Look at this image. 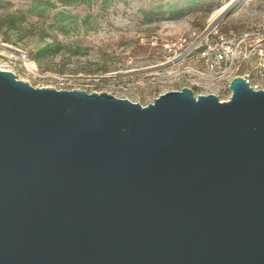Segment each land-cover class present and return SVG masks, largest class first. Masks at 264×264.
<instances>
[{"label":"water","instance_id":"95a60500","mask_svg":"<svg viewBox=\"0 0 264 264\" xmlns=\"http://www.w3.org/2000/svg\"><path fill=\"white\" fill-rule=\"evenodd\" d=\"M229 90L142 106L0 70V264H264V89Z\"/></svg>","mask_w":264,"mask_h":264},{"label":"rangeland","instance_id":"374dc122","mask_svg":"<svg viewBox=\"0 0 264 264\" xmlns=\"http://www.w3.org/2000/svg\"><path fill=\"white\" fill-rule=\"evenodd\" d=\"M223 7L215 20L224 28L264 27V0H0V69L33 87L146 106L173 84L156 67L164 40L215 21Z\"/></svg>","mask_w":264,"mask_h":264},{"label":"built area","instance_id":"2783aa9c","mask_svg":"<svg viewBox=\"0 0 264 264\" xmlns=\"http://www.w3.org/2000/svg\"><path fill=\"white\" fill-rule=\"evenodd\" d=\"M161 48L166 55L156 65L158 72L183 77L179 88L199 87L195 97L213 94L227 101L220 99L219 92L231 95L229 84L236 77L255 91L264 89V27L224 28L215 20L181 30L164 40Z\"/></svg>","mask_w":264,"mask_h":264},{"label":"flooded vegetation","instance_id":"af4514ba","mask_svg":"<svg viewBox=\"0 0 264 264\" xmlns=\"http://www.w3.org/2000/svg\"><path fill=\"white\" fill-rule=\"evenodd\" d=\"M171 78V82L173 83L170 88L168 90H166L165 92H168V91H179L181 90L182 88H179L180 87V82L183 80V77H182V80H180L179 78L177 77H170ZM184 88V87H183ZM187 89L190 90V92L193 94V96H195L199 91V87L197 86H194V87H185ZM198 96V95H197Z\"/></svg>","mask_w":264,"mask_h":264},{"label":"bare ground","instance_id":"6f19581e","mask_svg":"<svg viewBox=\"0 0 264 264\" xmlns=\"http://www.w3.org/2000/svg\"><path fill=\"white\" fill-rule=\"evenodd\" d=\"M225 9V7L221 8L220 10H218L217 12L214 13V15H212V20L217 19V17L219 16V14H221L223 12V10ZM29 68L32 66L31 64H26ZM0 70H5L4 68L0 69ZM7 71V70H6Z\"/></svg>","mask_w":264,"mask_h":264},{"label":"trees","instance_id":"16d2710c","mask_svg":"<svg viewBox=\"0 0 264 264\" xmlns=\"http://www.w3.org/2000/svg\"><path fill=\"white\" fill-rule=\"evenodd\" d=\"M69 18V15H67L66 13H64V12H61L60 13V22H63V21H65V20H67Z\"/></svg>","mask_w":264,"mask_h":264}]
</instances>
